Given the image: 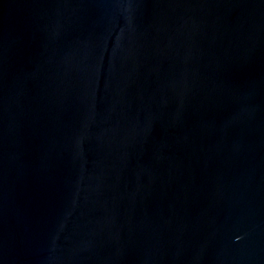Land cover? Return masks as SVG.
I'll return each instance as SVG.
<instances>
[{"label": "water", "instance_id": "95a60500", "mask_svg": "<svg viewBox=\"0 0 264 264\" xmlns=\"http://www.w3.org/2000/svg\"><path fill=\"white\" fill-rule=\"evenodd\" d=\"M0 264H264V0H0Z\"/></svg>", "mask_w": 264, "mask_h": 264}]
</instances>
